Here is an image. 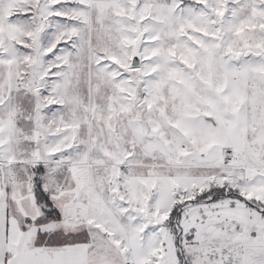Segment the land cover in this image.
Here are the masks:
<instances>
[{
    "label": "snow or ice",
    "instance_id": "snow-or-ice-1",
    "mask_svg": "<svg viewBox=\"0 0 264 264\" xmlns=\"http://www.w3.org/2000/svg\"><path fill=\"white\" fill-rule=\"evenodd\" d=\"M0 264H264V0H0Z\"/></svg>",
    "mask_w": 264,
    "mask_h": 264
}]
</instances>
